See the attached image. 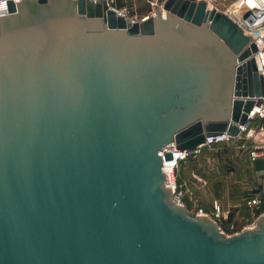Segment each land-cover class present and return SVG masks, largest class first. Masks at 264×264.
<instances>
[{
  "label": "water",
  "instance_id": "obj_1",
  "mask_svg": "<svg viewBox=\"0 0 264 264\" xmlns=\"http://www.w3.org/2000/svg\"><path fill=\"white\" fill-rule=\"evenodd\" d=\"M162 9L129 22L105 0L7 3L0 264H264V212L225 235L173 202L159 155L236 138L262 92L256 46L203 0Z\"/></svg>",
  "mask_w": 264,
  "mask_h": 264
},
{
  "label": "built area",
  "instance_id": "obj_2",
  "mask_svg": "<svg viewBox=\"0 0 264 264\" xmlns=\"http://www.w3.org/2000/svg\"><path fill=\"white\" fill-rule=\"evenodd\" d=\"M11 1L14 5L21 3L24 0H0V15L7 12V3ZM93 2L97 0H91ZM107 5L111 7L117 15L124 17L127 21L133 22L140 19H144L147 15H154L160 8H157L155 12H147L141 17H137L135 14H127V10L124 7H116L112 4V0H105ZM156 0H149L152 5ZM207 8H214L222 11L226 14L228 10L231 16L237 21L238 27L247 33H244L250 37L256 49L251 52V57L256 66V71L260 74L262 79V92L258 96H254L253 99L256 103H253L251 109L247 113L246 120L239 124V132L236 138L221 133L218 135L205 136L203 144L191 149V150H179L175 148L173 143H169L165 146L164 151H160L159 155L163 156L165 153L170 154L169 159L162 157L161 169L163 173L167 172L165 177V184L170 187L171 196L173 202L183 205L182 192L179 189L180 185L176 181V170L180 163L184 162L189 156L196 154L199 147L205 145H212L229 139L245 140L250 143V150L248 153V162L252 168V162L255 159H261L263 163V169L260 171H254L259 176L258 187L255 193L245 201V205L249 211V215L244 219V223L241 225V230L246 228H252L255 226L256 219L264 212V0H203ZM163 2V0H162ZM161 2V7H162ZM209 6V7H208ZM227 15V14H226ZM258 121L254 124V121ZM196 216H205L213 221L221 231V222H224L227 218V211H223L221 207L216 203H212L210 211H205L202 208H195L192 211ZM230 227H233L231 224ZM239 231L231 232L236 233ZM222 232V231H221ZM231 235V234H230Z\"/></svg>",
  "mask_w": 264,
  "mask_h": 264
},
{
  "label": "rangeland",
  "instance_id": "obj_3",
  "mask_svg": "<svg viewBox=\"0 0 264 264\" xmlns=\"http://www.w3.org/2000/svg\"><path fill=\"white\" fill-rule=\"evenodd\" d=\"M116 1L112 0V4H116ZM118 1L121 4L114 6L124 7L127 14H135L137 17L149 11L155 12L157 8L165 12L161 7L162 0H156L152 5L149 0ZM257 122L255 120L253 123ZM249 150L250 143L241 139L201 146L196 154L180 163L176 170V181L180 185L182 203L187 211L199 207L210 211L213 202L228 214L232 211L230 221L221 222L220 229L225 235L241 229L246 218L243 212L247 209L243 199L253 195L259 188L260 178L248 162ZM231 224L233 227H230Z\"/></svg>",
  "mask_w": 264,
  "mask_h": 264
},
{
  "label": "trees",
  "instance_id": "obj_4",
  "mask_svg": "<svg viewBox=\"0 0 264 264\" xmlns=\"http://www.w3.org/2000/svg\"><path fill=\"white\" fill-rule=\"evenodd\" d=\"M116 4L117 5H120L121 3L117 0L116 1ZM252 195L250 194V195H247L243 200V202H244V205H245V201L247 200V199H249L250 197H251ZM243 215H245L246 217L249 215V211L246 209L244 212H243ZM242 215V216H243Z\"/></svg>",
  "mask_w": 264,
  "mask_h": 264
},
{
  "label": "bare ground",
  "instance_id": "obj_5",
  "mask_svg": "<svg viewBox=\"0 0 264 264\" xmlns=\"http://www.w3.org/2000/svg\"><path fill=\"white\" fill-rule=\"evenodd\" d=\"M209 7V6H208ZM161 13H164V11H161ZM226 16L228 17V18H230L234 23H236L237 21L231 16V14L229 13V11L227 10L226 11ZM238 26V25H237ZM244 33H247L246 31H243Z\"/></svg>",
  "mask_w": 264,
  "mask_h": 264
},
{
  "label": "crops",
  "instance_id": "obj_6",
  "mask_svg": "<svg viewBox=\"0 0 264 264\" xmlns=\"http://www.w3.org/2000/svg\"><path fill=\"white\" fill-rule=\"evenodd\" d=\"M114 5H116V6H117V4H115V3H114Z\"/></svg>",
  "mask_w": 264,
  "mask_h": 264
}]
</instances>
